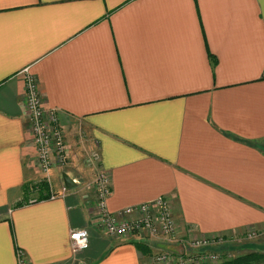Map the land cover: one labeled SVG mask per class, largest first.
<instances>
[{
	"label": "crops",
	"instance_id": "0c3cea01",
	"mask_svg": "<svg viewBox=\"0 0 264 264\" xmlns=\"http://www.w3.org/2000/svg\"><path fill=\"white\" fill-rule=\"evenodd\" d=\"M25 70L64 142L65 163L46 174ZM98 173L109 212L165 198L179 236L214 240L213 252L222 237H259L199 264H264V0H0V264L19 250L28 264L180 252L102 232ZM81 229L89 245L73 253Z\"/></svg>",
	"mask_w": 264,
	"mask_h": 264
},
{
	"label": "built area",
	"instance_id": "2783aa9c",
	"mask_svg": "<svg viewBox=\"0 0 264 264\" xmlns=\"http://www.w3.org/2000/svg\"><path fill=\"white\" fill-rule=\"evenodd\" d=\"M24 101L32 142L36 151L38 166L42 173H48L54 166L65 163V148L62 133L50 112L42 107L34 78L24 72ZM50 117L47 118V116ZM97 160V155H93ZM95 194V207L98 212V228L111 238L162 239L168 244L181 245L180 252H158L148 256L142 264H199L219 261V254L207 253L214 240L205 238L184 239L179 236L171 204L159 198L117 212H109L107 199L110 194L109 180L105 173H98L92 184ZM70 246L73 253L84 251L89 245L86 229L70 233ZM220 241V240H219ZM218 241V242H219ZM208 248V249H207ZM17 264H28L22 251H17Z\"/></svg>",
	"mask_w": 264,
	"mask_h": 264
},
{
	"label": "rangeland",
	"instance_id": "374dc122",
	"mask_svg": "<svg viewBox=\"0 0 264 264\" xmlns=\"http://www.w3.org/2000/svg\"><path fill=\"white\" fill-rule=\"evenodd\" d=\"M37 91H38V95H39V97L41 99V96L39 94L38 88H37ZM41 102H42V99H41ZM42 107H43V109L45 111L50 112V114L52 115V118L54 119V122L57 124V116H56L55 112L50 110V109H48V108H46L44 106L43 102H42ZM45 116H47V115H45ZM47 118L50 119L49 116H47ZM255 236L250 235L249 237L248 236L247 237H243L244 240L242 239V237H238V236H228V237H225V238L222 237V239L218 242L219 244L217 246H222L224 248L222 249V251H219L221 253H218V252H214V253L221 255V254H224V253H229L231 251L232 255L239 256V255L242 254L241 251H244V250L246 251L247 250V252H248V251L252 250V249H250L251 246L250 247H243V245H246V244H248V245L251 244L252 245V243L256 242L255 239L259 238L258 236H256L257 238ZM262 240H263V238H262ZM258 243L259 242H257L256 244H258ZM246 248H248V249H246ZM205 252H206V254L207 253H213L212 250H208V251H205Z\"/></svg>",
	"mask_w": 264,
	"mask_h": 264
},
{
	"label": "water",
	"instance_id": "95a60500",
	"mask_svg": "<svg viewBox=\"0 0 264 264\" xmlns=\"http://www.w3.org/2000/svg\"><path fill=\"white\" fill-rule=\"evenodd\" d=\"M62 177L66 189H71L75 187L74 181L71 178H69L66 174H63Z\"/></svg>",
	"mask_w": 264,
	"mask_h": 264
},
{
	"label": "trees",
	"instance_id": "16d2710c",
	"mask_svg": "<svg viewBox=\"0 0 264 264\" xmlns=\"http://www.w3.org/2000/svg\"><path fill=\"white\" fill-rule=\"evenodd\" d=\"M245 259H247V258H245ZM247 260H241V262L240 263H244V262H246Z\"/></svg>",
	"mask_w": 264,
	"mask_h": 264
}]
</instances>
